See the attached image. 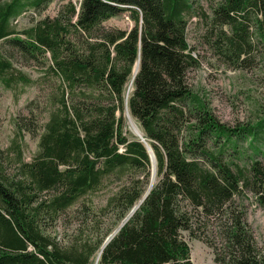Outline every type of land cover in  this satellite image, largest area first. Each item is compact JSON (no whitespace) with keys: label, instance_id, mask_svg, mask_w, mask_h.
<instances>
[{"label":"trees","instance_id":"trees-1","mask_svg":"<svg viewBox=\"0 0 264 264\" xmlns=\"http://www.w3.org/2000/svg\"><path fill=\"white\" fill-rule=\"evenodd\" d=\"M50 1L0 0V81L15 89L40 79L15 66L8 44L29 59L49 52L46 72L56 82L33 157L24 159L16 140L15 172L0 156V264H92L96 255L100 264H195L184 231L203 237L212 220L224 217L227 252L222 259L217 248L216 259L264 264L232 205L246 189L264 195L255 143L264 136V117L238 132L187 80L197 62L187 40L189 19L204 14L215 53L229 66L247 68L264 44V0H219L212 14L198 0H82L79 8L70 3L22 29L13 23ZM123 11L134 20L130 29L103 25ZM127 108L156 157L159 178L146 196L151 155L140 134L128 133ZM22 120L15 121L16 134L36 131ZM238 136L251 138L252 152L236 147L239 161H227L225 145ZM124 177L104 209L112 208L118 222L139 206L108 243L111 228L101 222L90 233L82 226L59 238L64 213L106 179Z\"/></svg>","mask_w":264,"mask_h":264},{"label":"rangeland","instance_id":"rangeland-1","mask_svg":"<svg viewBox=\"0 0 264 264\" xmlns=\"http://www.w3.org/2000/svg\"><path fill=\"white\" fill-rule=\"evenodd\" d=\"M81 1L51 0L40 10L32 8L23 12L13 20V23L18 29H22L36 23L43 17L54 18L61 10H66L70 3L76 4L79 8ZM198 1L203 6L204 11L212 14L213 6L219 0ZM103 25L107 28L130 29L134 25V20L129 11H123L104 20ZM207 28L208 23L204 14L202 16L194 15L188 21L187 40L192 47V53L195 55L197 62L189 67L187 80L197 92L211 103L214 113L220 121L236 128L239 132V127L255 124L258 119L264 117V59H262L264 44L262 42L258 44L255 50L258 59L253 65L247 68H236L227 65L215 53L206 38ZM5 52L12 55L16 67L25 70L32 77H40L38 82L27 85L25 88L19 86L11 89L0 81V156L7 158L9 172H15L17 158L20 154L18 153L19 150L17 152L13 148V143L17 141L20 144L24 159L29 160L33 157L38 148L43 123L47 119V110L50 105L49 93L56 90V82L46 72V67L51 60L49 52L46 53L47 56L41 55L39 59H29L23 52L8 44ZM139 66L140 62L138 60L134 66L133 76L127 85V96L133 89L135 71L136 69L139 70ZM31 100L33 102H30ZM130 114L127 108L125 111L127 130L128 133L132 134L136 132L132 121L137 128L138 121ZM18 117H23L22 121L28 122L31 127H36V131L31 132L25 129L23 133L16 134L15 121ZM250 140V137L238 136L237 142L234 143L235 147L233 144H226L225 159L231 162L239 161L236 147L238 149L244 147L248 149V153L252 152L249 145ZM255 143L260 147L257 158H260L264 163V136L259 140L257 139ZM151 170L146 185V190H148L146 194L149 193L159 178L157 162H155V165L152 163ZM139 173L142 175L140 171ZM125 180V177L122 180L108 178L102 187L88 193L73 205L71 210L64 213L57 222L56 229L59 238L64 237L66 233L77 232V229L82 226L88 227L87 232L90 233L91 227L94 228L100 222L103 229L110 226L111 231L108 233L107 239L110 238L122 222L127 221L131 213L135 211L136 205L130 209L124 218L115 222V213L112 208L109 211L105 210L108 207L104 209V206L108 203V198L118 190ZM83 203L87 205L85 210V207H82ZM232 205L236 213L243 215L247 226L254 235L257 251L264 255V195H258L253 190L246 189L240 196L235 197ZM83 210L85 212H82ZM222 220L225 221V217ZM222 220H212L204 234L205 237L193 236L188 230L184 231L185 238L191 248V258L195 264H222L216 259L217 248L222 259H224L227 252L225 249L226 241L220 228ZM92 264H100L98 255L93 259Z\"/></svg>","mask_w":264,"mask_h":264},{"label":"water","instance_id":"water-1","mask_svg":"<svg viewBox=\"0 0 264 264\" xmlns=\"http://www.w3.org/2000/svg\"><path fill=\"white\" fill-rule=\"evenodd\" d=\"M137 71H138V69H136V71H135V74L137 73ZM142 135V134H141ZM141 139L146 143V145H147V147H148V149H149V151H150V153H151V155H152V163L155 165V159H154V156H153V148H152V146H151V144L149 143V141L146 139V137L145 136H141ZM138 206V205H137ZM136 206V207H137ZM135 207V208H136ZM135 208H134V210H135ZM133 212V211H132ZM132 214V213H131ZM124 222L125 221H123L122 222V224H124ZM104 246V245H103Z\"/></svg>","mask_w":264,"mask_h":264},{"label":"bare ground","instance_id":"bare-ground-1","mask_svg":"<svg viewBox=\"0 0 264 264\" xmlns=\"http://www.w3.org/2000/svg\"><path fill=\"white\" fill-rule=\"evenodd\" d=\"M132 125H133V127L135 128V130H136V132L138 133V134H140L141 135V133H140V131H139V129L137 128V126H136V124L132 121ZM142 136V135H141ZM150 155H151V153H150ZM153 156H154V159H155V162H156V157H155V154H154V152H153ZM151 157H152V155H151ZM147 195V194H146ZM145 195V196H146ZM133 214V213H132ZM131 214V215H132ZM130 215V216H131ZM126 222V221H125ZM125 222H124V224H125ZM124 224H121L120 226H119V228L113 233V234H111V237L110 238H108L107 239V243H108V241H110V239L121 229V227L124 225Z\"/></svg>","mask_w":264,"mask_h":264}]
</instances>
